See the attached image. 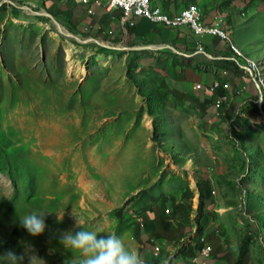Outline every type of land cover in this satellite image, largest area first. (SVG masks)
<instances>
[{
  "label": "rangeland",
  "instance_id": "1",
  "mask_svg": "<svg viewBox=\"0 0 264 264\" xmlns=\"http://www.w3.org/2000/svg\"><path fill=\"white\" fill-rule=\"evenodd\" d=\"M224 31L254 69L233 76L216 127L222 138L210 143L195 111L158 95L159 75L137 66L138 52H103L47 15L0 8V256L79 264L59 243L61 232L80 230L76 218L138 250L142 210L168 196L197 203L208 176L199 167L224 179L229 229L241 227L246 250L264 264V0H224ZM242 77L257 91L237 93ZM32 212L46 213L36 237L20 223Z\"/></svg>",
  "mask_w": 264,
  "mask_h": 264
},
{
  "label": "crops",
  "instance_id": "2",
  "mask_svg": "<svg viewBox=\"0 0 264 264\" xmlns=\"http://www.w3.org/2000/svg\"><path fill=\"white\" fill-rule=\"evenodd\" d=\"M93 2L90 0L85 6L78 0H0V6L28 8L52 17L69 33L87 41L83 43L103 52H138L137 66L159 75L157 93L166 95V100L174 106L195 111L196 120L211 128L210 134L206 133L210 143L221 140L216 131L218 116L224 115V97L233 92L231 81L239 73L233 64L234 56L228 51L230 44L224 42L227 40L222 41L216 35L196 37L187 27L169 28L138 16L124 19L119 9L107 10ZM156 5L170 15L197 7L202 13L203 26L224 30V0H174ZM88 8L92 9L91 14ZM243 78L241 81L249 94L252 82ZM213 84H217L215 89ZM194 156L200 158L196 152ZM196 169L198 176L208 174L205 182L199 183L197 203L168 196L153 200L140 213L135 232L138 251L146 264H190L200 246L208 244L212 247L208 264H259L254 252L250 248L246 250L242 228L235 225L233 232L229 229V222L234 220L230 221L228 208H224V179L213 182L209 171ZM219 174L224 175L222 168ZM155 246L159 248L157 254H154Z\"/></svg>",
  "mask_w": 264,
  "mask_h": 264
},
{
  "label": "clouds",
  "instance_id": "3",
  "mask_svg": "<svg viewBox=\"0 0 264 264\" xmlns=\"http://www.w3.org/2000/svg\"><path fill=\"white\" fill-rule=\"evenodd\" d=\"M46 213L32 212L20 217L21 225L33 236H40L46 230ZM84 221L76 218L79 231H65L59 235V243L64 249L79 253V264H146L140 252L127 245L124 238L114 233L101 234L100 230H85ZM6 258L10 264H23L25 257L9 250L0 259ZM38 259L29 257V264Z\"/></svg>",
  "mask_w": 264,
  "mask_h": 264
},
{
  "label": "built area",
  "instance_id": "4",
  "mask_svg": "<svg viewBox=\"0 0 264 264\" xmlns=\"http://www.w3.org/2000/svg\"><path fill=\"white\" fill-rule=\"evenodd\" d=\"M81 4L87 6L90 3V0H78ZM170 2V0H164ZM146 3H153L154 4V12H151V17H144V10H146ZM93 4L98 7H104L107 10L110 9H119L122 17L124 19L128 18L129 16H138L145 18L146 20L150 21L151 23H157L165 26V23L161 20L160 17L157 16V8L156 3L153 0H94ZM87 12L91 14L93 11L91 8L87 9ZM172 16H187V23L183 25V27H187L191 34L196 37H201L203 35H211L212 33H218L221 31L220 27L215 31H210V33H201L198 29V21H204L202 15L199 14L198 9L197 11H185L181 9L178 13L172 14ZM216 19V18H215ZM166 27V26H165ZM223 41V39H221ZM198 51H203V49L198 46ZM238 69L242 70L245 74L250 75V70L247 67H242L237 60L235 59ZM252 79V78H251ZM196 89L199 88V85L195 86ZM212 89H215L214 84ZM245 90V86L242 89L238 90L237 93H241ZM212 247L210 244L205 246H200L198 253L195 256V259L199 260H208L209 255L211 254Z\"/></svg>",
  "mask_w": 264,
  "mask_h": 264
},
{
  "label": "bare ground",
  "instance_id": "5",
  "mask_svg": "<svg viewBox=\"0 0 264 264\" xmlns=\"http://www.w3.org/2000/svg\"><path fill=\"white\" fill-rule=\"evenodd\" d=\"M163 1L164 0H153L154 3L163 2ZM170 1H174V0H170ZM156 8H157V16L161 18V20L165 23L166 27L178 28V27H181L187 23V16H172L170 14L163 12V10L158 5H156ZM197 9H198L197 7L191 6V7L185 8V11H197ZM151 12H154V4L153 3H146V10H144V17H151ZM198 12L200 15H202V13L199 9H198ZM198 29H199V32H201V33H210V31L217 30L218 27L203 26L201 21H198ZM212 35H216L219 38L224 39V40H229L228 33L225 32L223 29H221V31H219L218 33H212ZM230 49L233 52V54L235 55V57L239 58V60L238 59L237 60L240 61V63L239 62L238 63L241 65L242 61L240 59L242 57V54L240 53V51L232 43H230ZM70 52H71L70 49H68L66 54H67V59H68V71L70 72V74H72L73 72H75L76 67L70 61V56H71ZM241 66L247 67L250 70V74H251V70L254 69L249 65H246V66L241 65ZM80 71L82 73L86 72L85 69H83V68H81ZM214 86H217V84H214ZM158 251H159V248L157 246H155L154 247V254H157ZM209 257H210V255H209ZM190 264H208V260L195 259V256H194L191 258Z\"/></svg>",
  "mask_w": 264,
  "mask_h": 264
},
{
  "label": "trees",
  "instance_id": "6",
  "mask_svg": "<svg viewBox=\"0 0 264 264\" xmlns=\"http://www.w3.org/2000/svg\"><path fill=\"white\" fill-rule=\"evenodd\" d=\"M1 7H3V6H0V8H1ZM54 17H55V16H54ZM233 64H234L235 68L238 69L237 64H236V63H233ZM254 90L257 91V88L254 86V84H253V82H252V88H250L248 91H249V92H252V91H254ZM158 95H159L160 97H162V98H164V97L166 96V95H162V96H161V94H159V93H158ZM173 101H174V100H173ZM173 101H172V102H173ZM173 103L176 104L175 102H173ZM199 188H200V187H199ZM200 190H201V188H200ZM188 196H189V194H188V195L186 194L185 199H187ZM133 203H134V202H133V199H129V200H127V201L124 203V205L122 206L121 210H122V211H126V210H128L130 207L133 206ZM167 203H168V202L165 203V205H164L165 207H166V204H167ZM173 206H174V204H172V207H173ZM160 207H161V206H160ZM147 208H148V207L145 206V208L142 210V212H143V211H146ZM187 209H189V205H188ZM164 211L167 212V211H168V208L166 207ZM135 231H136V229H135Z\"/></svg>",
  "mask_w": 264,
  "mask_h": 264
},
{
  "label": "water",
  "instance_id": "7",
  "mask_svg": "<svg viewBox=\"0 0 264 264\" xmlns=\"http://www.w3.org/2000/svg\"><path fill=\"white\" fill-rule=\"evenodd\" d=\"M51 20L54 21V22H56L52 17H51ZM56 23H57V22H56Z\"/></svg>",
  "mask_w": 264,
  "mask_h": 264
}]
</instances>
